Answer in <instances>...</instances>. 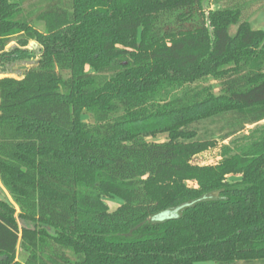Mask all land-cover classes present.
<instances>
[{
	"label": "trees",
	"instance_id": "obj_1",
	"mask_svg": "<svg viewBox=\"0 0 264 264\" xmlns=\"http://www.w3.org/2000/svg\"><path fill=\"white\" fill-rule=\"evenodd\" d=\"M208 1L0 0V264H264V29Z\"/></svg>",
	"mask_w": 264,
	"mask_h": 264
},
{
	"label": "rangeland",
	"instance_id": "obj_2",
	"mask_svg": "<svg viewBox=\"0 0 264 264\" xmlns=\"http://www.w3.org/2000/svg\"><path fill=\"white\" fill-rule=\"evenodd\" d=\"M245 2L247 3L246 7H245V13H244V17L251 23L252 27L254 29H264V0H245ZM226 4L225 2H222V5ZM216 8V5L214 4V0H209L208 3L206 4V9L210 10ZM236 28H232V32H235ZM15 46V42L11 43L7 48L9 49L10 47ZM22 50H28V51H32L35 52L36 55L39 52V48L38 45L35 41H30L29 44L25 47L21 48ZM38 60V58H31V59H23V60H18L16 62H10L9 64L5 65L4 67V72L0 71V79L4 78L6 76L9 77H13V78H19L22 76V73L27 70L29 67L32 66L33 62H36ZM209 84H211L212 86H214L215 88V92L218 91L217 86H216V82L211 80L209 81ZM84 122L89 123L90 119L88 116H82L81 118ZM261 124H264V122H262ZM205 126H208V124H205ZM201 131H204V125L200 126ZM210 128H213V126H210ZM253 128V127H249ZM248 129V130H249ZM166 138L165 135H159L158 137H156L155 139L150 138V141H155V142H161L164 141ZM217 150H212L209 151L207 153H204L203 155H201L199 157V161L200 162H205L207 164H212L214 162H216L217 160ZM189 186H193V183L189 182L188 183ZM0 199L12 203V200L10 198V196L8 195V193L5 191V189L3 188V186L0 184ZM108 206L110 208V210L115 209L116 204L119 203V200L117 199H108ZM16 208V217L18 214V209ZM18 225L19 227H29L31 226L30 223L28 222H24L21 221L19 219H17Z\"/></svg>",
	"mask_w": 264,
	"mask_h": 264
}]
</instances>
